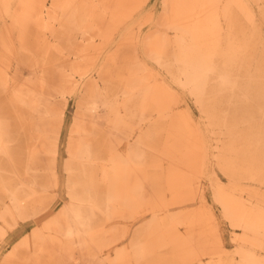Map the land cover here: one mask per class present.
Wrapping results in <instances>:
<instances>
[{
  "label": "bare ground",
  "instance_id": "1",
  "mask_svg": "<svg viewBox=\"0 0 264 264\" xmlns=\"http://www.w3.org/2000/svg\"><path fill=\"white\" fill-rule=\"evenodd\" d=\"M150 2L0 0V264H264V0Z\"/></svg>",
  "mask_w": 264,
  "mask_h": 264
},
{
  "label": "rangeland",
  "instance_id": "2",
  "mask_svg": "<svg viewBox=\"0 0 264 264\" xmlns=\"http://www.w3.org/2000/svg\"><path fill=\"white\" fill-rule=\"evenodd\" d=\"M148 8L153 9L156 12V15L158 17V15L161 13L162 7L160 5V0H151L150 4L148 5ZM124 28H122V31L119 32V34L116 36V44L121 40V34H123ZM148 29H145V32H148ZM114 45V44H113ZM112 48V47H111ZM60 59L63 60V57L60 56ZM27 70L24 71V73H26ZM28 73V72H27ZM80 94H77L75 97L70 98L69 99V107H68V111H67V123H66V127L64 129L63 132V140H62V150H61V164L64 160V157L66 156V152H65V146H66V139H67V132H68V127L72 121V118L74 116L75 113V109H76V102L79 98ZM189 105L192 108V110H195V107L193 106V103L191 101H189ZM73 112V113H72ZM198 117V116H197ZM199 118V117H198ZM211 170V168H210ZM61 171V169H60ZM219 176L222 177V175L220 173H218ZM61 177L63 182L65 181V176L63 174V171L61 172ZM208 187V186H207ZM210 198L212 197V192L211 190H209ZM67 200L65 192H64V188L61 191V194L59 195V197L57 198L56 202L54 203V206L52 207V209L47 213L44 214L43 216H41L40 218H38L37 220H34L30 223L24 224L22 225V227H20L18 230H16V232L10 237V239L8 240V242L3 245V247L0 249V259L1 257H3V255H5L13 246V244L20 238L22 237V235L26 232H29L32 230V228L35 225H42L45 220L47 218H49L51 215L54 214V212L57 211V209ZM216 211L217 214L220 217L221 220V228H222V234H223V238H224V242L227 246V248L233 250V246H232V233H231V228L229 227L228 224L225 223L223 217H222V212L219 208L216 207ZM231 242V243H230ZM228 243V244H227Z\"/></svg>",
  "mask_w": 264,
  "mask_h": 264
}]
</instances>
